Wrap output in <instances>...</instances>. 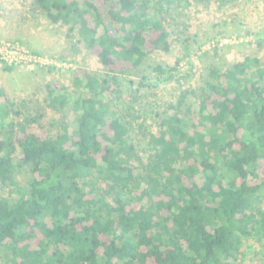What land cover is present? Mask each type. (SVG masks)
<instances>
[{
    "label": "trees",
    "instance_id": "1",
    "mask_svg": "<svg viewBox=\"0 0 264 264\" xmlns=\"http://www.w3.org/2000/svg\"><path fill=\"white\" fill-rule=\"evenodd\" d=\"M30 1L76 34L103 72L75 69L72 95L44 100L69 106L53 134L38 118L16 120L0 86V264L264 258V59L208 69L197 100L184 106L181 92L139 153L132 122L104 96L121 93L118 74L170 52L163 3L192 0ZM152 70L162 82L175 78V67Z\"/></svg>",
    "mask_w": 264,
    "mask_h": 264
},
{
    "label": "rangeland",
    "instance_id": "2",
    "mask_svg": "<svg viewBox=\"0 0 264 264\" xmlns=\"http://www.w3.org/2000/svg\"><path fill=\"white\" fill-rule=\"evenodd\" d=\"M163 5L166 13L159 18L170 35V52L156 51L140 67L118 74L121 93L104 96L112 110L127 115L132 122L129 140L139 153L146 146L145 134L158 126V115L181 92L187 91L184 106L197 100L208 69L224 70L245 56L264 59V0H192L189 6L185 2L171 4V8ZM66 33L67 27L51 24L30 0H0V41L20 42L29 52L59 65H8L0 61V86L20 113L15 119L38 118L51 134L66 119L69 106L55 110L44 100L48 96L69 98L75 69L103 72L77 35L67 37ZM156 65L175 67V78L162 82L152 70ZM6 66L11 70H5ZM142 77L145 86L138 87ZM131 81L137 88L128 85ZM26 173H21L23 181ZM247 257L250 263L264 264V258L256 260L250 251Z\"/></svg>",
    "mask_w": 264,
    "mask_h": 264
},
{
    "label": "built area",
    "instance_id": "3",
    "mask_svg": "<svg viewBox=\"0 0 264 264\" xmlns=\"http://www.w3.org/2000/svg\"><path fill=\"white\" fill-rule=\"evenodd\" d=\"M0 61L8 65L35 64L46 66L47 64H55L59 66L58 63L50 62L43 56L29 52L20 42L9 40L0 41Z\"/></svg>",
    "mask_w": 264,
    "mask_h": 264
}]
</instances>
